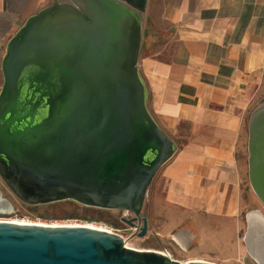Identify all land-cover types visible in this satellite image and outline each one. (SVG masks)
<instances>
[{
  "label": "water",
  "instance_id": "95a60500",
  "mask_svg": "<svg viewBox=\"0 0 264 264\" xmlns=\"http://www.w3.org/2000/svg\"><path fill=\"white\" fill-rule=\"evenodd\" d=\"M147 2L51 0L9 38L0 64V178L17 198L126 210L121 220L145 235L148 187L176 151L147 106L138 68ZM247 151L249 185L264 206V102L250 113ZM7 207L0 192V210ZM190 224L168 235L185 250L196 237ZM183 232L190 237L178 243ZM0 264L182 263L88 225L0 220Z\"/></svg>",
  "mask_w": 264,
  "mask_h": 264
},
{
  "label": "crops",
  "instance_id": "0c3cea01",
  "mask_svg": "<svg viewBox=\"0 0 264 264\" xmlns=\"http://www.w3.org/2000/svg\"><path fill=\"white\" fill-rule=\"evenodd\" d=\"M50 2L0 0V64L9 38ZM144 18L147 106L176 143L144 215L163 234L186 221L217 231L257 206L247 139L264 91V0H148Z\"/></svg>",
  "mask_w": 264,
  "mask_h": 264
},
{
  "label": "rangeland",
  "instance_id": "374dc122",
  "mask_svg": "<svg viewBox=\"0 0 264 264\" xmlns=\"http://www.w3.org/2000/svg\"><path fill=\"white\" fill-rule=\"evenodd\" d=\"M261 97L262 100L257 105L264 102V91ZM158 172L148 187L147 197L142 208L143 215L144 206L150 200V196H160ZM0 192L9 203V207L0 210V219L25 220L44 224L78 223L101 227L107 225L119 230L127 246L137 249L168 251L173 259L182 264L191 260L209 261L217 264H264L253 258L248 251L245 240L248 228L247 215L254 211H260L264 215V206L259 200H257L256 208L244 212L243 220H230V222L225 220V222L214 226L218 228L217 231L203 222L198 226L192 222V225L189 226L196 232V237L192 246L185 250L169 239L168 235L172 230L168 234H163L164 231L160 230L162 227L154 220H150L145 235L137 236L129 228L130 226L121 220L122 217L130 216V213L125 210L85 206L72 200L27 203L17 198L2 182L1 178Z\"/></svg>",
  "mask_w": 264,
  "mask_h": 264
},
{
  "label": "bare ground",
  "instance_id": "6f19581e",
  "mask_svg": "<svg viewBox=\"0 0 264 264\" xmlns=\"http://www.w3.org/2000/svg\"><path fill=\"white\" fill-rule=\"evenodd\" d=\"M0 220H7V221H13L17 222L18 224H33L36 222L31 221H25V220H14V219H0ZM247 222H248V231L246 234V242H247V248L248 251L251 253L254 259L258 262L264 263V215L260 211H254L248 214L247 216ZM44 224V223H41ZM50 225H88L95 228H101L99 226H95L93 224H78V223H63V224H50ZM102 229V228H101ZM188 236L187 233H182L175 240L178 243H183V239ZM195 239L192 237L193 242ZM126 244V243H125Z\"/></svg>",
  "mask_w": 264,
  "mask_h": 264
},
{
  "label": "built area",
  "instance_id": "2783aa9c",
  "mask_svg": "<svg viewBox=\"0 0 264 264\" xmlns=\"http://www.w3.org/2000/svg\"><path fill=\"white\" fill-rule=\"evenodd\" d=\"M125 211H126V210H125ZM126 212H128V211H126ZM128 213H130V212H128ZM130 214H131V213H130ZM99 227H101V226H99ZM101 228H102V230H105V231H108V232H114V233H116V234H119V235L124 239L123 235L119 233V230H118V229H113V228H111V227H108L107 225H103V227H101ZM101 228H100V229H101ZM129 228H130L134 233L138 231V227H129ZM125 245H126V244H125ZM160 252H162V253H164V254H167L169 257L172 258V256L170 255V253H169L168 251H160Z\"/></svg>",
  "mask_w": 264,
  "mask_h": 264
}]
</instances>
